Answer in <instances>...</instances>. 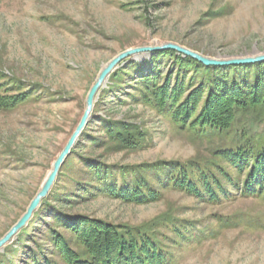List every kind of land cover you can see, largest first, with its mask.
<instances>
[{
  "label": "rangeland",
  "instance_id": "1",
  "mask_svg": "<svg viewBox=\"0 0 264 264\" xmlns=\"http://www.w3.org/2000/svg\"><path fill=\"white\" fill-rule=\"evenodd\" d=\"M166 44L211 59L264 55V0H0V83L21 86L8 87L7 95L32 93L14 107L0 105V239L40 191L100 72L126 50ZM160 52L165 51L132 56L112 70L49 193L0 250V264H27L40 250L64 264L50 243L49 228L83 253L74 236L56 224L55 211L122 228L154 227L168 238V223L191 225L199 233L195 239L177 246L165 241L173 264H264L261 198L212 203L167 189L156 202L135 204L80 190L86 159L121 168L159 161L203 165L218 162L213 149L234 135L264 136L260 108L239 113L230 134L200 138L140 100L129 65L148 63ZM164 60L157 63L162 77L169 70ZM126 70L131 75H123L114 94L110 87L118 82L111 77ZM107 122L138 129L141 147L119 149L105 134Z\"/></svg>",
  "mask_w": 264,
  "mask_h": 264
},
{
  "label": "trees",
  "instance_id": "2",
  "mask_svg": "<svg viewBox=\"0 0 264 264\" xmlns=\"http://www.w3.org/2000/svg\"><path fill=\"white\" fill-rule=\"evenodd\" d=\"M160 59L169 63L163 77L157 64ZM129 70L135 74L131 82L141 95L140 100L168 116L180 129L200 138L226 136L231 133L239 113L256 108L264 110V63L212 67L174 51H165L152 55L148 63H132ZM123 75L129 78L131 73L117 71L111 77L115 84L118 82V87H110L114 94ZM1 79L4 77L0 76ZM13 85L0 83V93L4 94L0 97L1 106L14 107L32 94L7 95L8 87ZM104 129L108 140L119 149L141 147L143 135L132 126L107 122ZM235 137L227 145L213 149L211 156L218 162L208 161L203 165L159 161L121 168L86 159L87 178L79 183L80 190L86 196L102 194L135 204L156 202L167 189L212 203L239 197L264 200V136ZM52 218L74 236L84 251L76 252L60 232L49 228L50 243L64 264H173L165 241L177 246L199 235L191 225L186 228L176 222L167 224L166 229L172 234L168 238L154 227L122 228L59 211ZM27 260L30 261L27 264H56L43 250L39 255L28 256Z\"/></svg>",
  "mask_w": 264,
  "mask_h": 264
},
{
  "label": "water",
  "instance_id": "3",
  "mask_svg": "<svg viewBox=\"0 0 264 264\" xmlns=\"http://www.w3.org/2000/svg\"><path fill=\"white\" fill-rule=\"evenodd\" d=\"M173 50L179 54H182L186 57H189L204 66H212V67H230V66H244V65H252L257 63H264V55H259L256 57H248V58H235V59H228V60H220V59H211L208 57H204L196 52L191 50L182 48L177 45L173 44H166L164 46L159 47H140L126 50L115 58H113L108 65L100 72L97 80L91 87L87 99H86V108L83 113L82 118L80 119L75 131L71 135L70 139L68 140L66 146L62 150V152L57 157L56 161L53 164L51 172L48 174L47 178L45 179L40 191L35 196V198L31 201L30 205L28 206L26 212L23 216L16 222L14 226L0 239V250L8 243L10 240L27 224L30 220L33 212L37 209L42 199H44L47 194L49 193L56 177L59 172L60 167L62 166L64 160L70 154L71 148L74 146L75 142L77 141L78 137L80 136L81 132L85 128L90 118V114L93 108V102L95 95L97 94L98 90L103 86L106 82L107 78L109 77L112 70L123 60H126L132 56L149 53V52H159V51H167Z\"/></svg>",
  "mask_w": 264,
  "mask_h": 264
}]
</instances>
